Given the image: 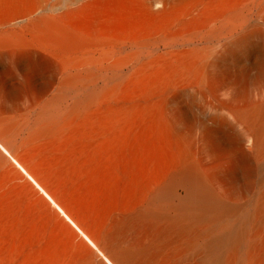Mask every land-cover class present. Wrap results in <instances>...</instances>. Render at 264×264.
<instances>
[{
	"label": "bare ground",
	"instance_id": "1",
	"mask_svg": "<svg viewBox=\"0 0 264 264\" xmlns=\"http://www.w3.org/2000/svg\"><path fill=\"white\" fill-rule=\"evenodd\" d=\"M0 264H264V0H0Z\"/></svg>",
	"mask_w": 264,
	"mask_h": 264
}]
</instances>
